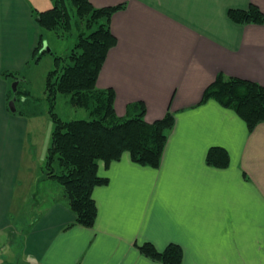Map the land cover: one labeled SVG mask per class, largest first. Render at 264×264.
Segmentation results:
<instances>
[{
    "label": "crops",
    "instance_id": "1",
    "mask_svg": "<svg viewBox=\"0 0 264 264\" xmlns=\"http://www.w3.org/2000/svg\"><path fill=\"white\" fill-rule=\"evenodd\" d=\"M34 1L0 0V264H165L141 252L145 243L179 246L181 264H264V122L250 131L217 100L199 104L220 73L264 85V24L228 14L251 3L264 11V0H90L125 5L112 16L117 43L97 82L115 91L118 116L137 101L149 123L170 109L175 116L158 168L129 153L108 168L101 162L108 183L94 189L92 227L77 223L54 179L39 181L57 194L34 202L22 183L33 118L10 110L3 75L29 81L43 33ZM212 147L228 151L227 167L207 162Z\"/></svg>",
    "mask_w": 264,
    "mask_h": 264
},
{
    "label": "trees",
    "instance_id": "2",
    "mask_svg": "<svg viewBox=\"0 0 264 264\" xmlns=\"http://www.w3.org/2000/svg\"><path fill=\"white\" fill-rule=\"evenodd\" d=\"M54 5L43 11L33 8L38 25L45 30L77 33L72 47L63 55H55V67L47 75L46 96L54 122L52 146L40 180L54 179L65 189V198L77 215V223L92 227L98 207L93 197L97 186L108 183L99 174L101 162L108 168L113 161L129 153L131 159L144 166L158 168L174 127L175 116L171 109L162 119L149 123L145 119L146 105L137 101L128 106V117L121 118L115 110V91L101 89L98 78L109 50L117 43L111 30L112 16L125 7L124 4L95 7L90 0H54ZM230 19L240 24H264V11L251 3L247 8H231ZM76 20V21H74ZM83 24V28H82ZM79 28V29H78ZM78 29V30H77ZM45 36L40 34L32 63H38L48 51L41 52ZM54 54V51H50ZM4 78L11 82L8 100H17L31 94L21 89L23 75L5 71ZM20 80L14 92L12 82ZM70 95V102L90 113L89 119L63 120L55 111L58 96ZM210 99L236 111L253 131L264 122V85L238 77H226L220 73L205 89L199 104ZM25 113L18 109L14 113ZM207 162L217 167H227L230 156L222 147H212ZM146 256L165 264H181L182 251L170 244L159 252L151 243L140 247Z\"/></svg>",
    "mask_w": 264,
    "mask_h": 264
},
{
    "label": "rangeland",
    "instance_id": "3",
    "mask_svg": "<svg viewBox=\"0 0 264 264\" xmlns=\"http://www.w3.org/2000/svg\"><path fill=\"white\" fill-rule=\"evenodd\" d=\"M54 3V0H35L32 2L34 10L38 12L43 11L44 8H50ZM75 30L71 34L63 31L56 33L50 30H42L45 33L44 41L48 42V46L54 51V54L48 52L39 63L31 64L27 74L29 81L26 83L22 82L20 86L22 89L28 87L31 90V94L27 95V98L21 96L16 104L19 110L33 118L30 120V132L33 136L31 141L33 145L29 149V154L26 153L25 155V165H28L29 170L22 179V183L26 185L29 191L31 190L28 197L30 202H34L35 198L42 199L40 196L43 197L44 193L57 194L58 192H46L45 187L40 184L41 175L44 174L46 168L49 149L52 146V134L55 127L50 113V103L46 96V80L50 70H53L55 67L54 56L56 54H65L74 45L77 39ZM14 82H12V85ZM23 83L25 84L23 85ZM55 111L63 120L90 118L89 111L83 107L74 106L70 102V95L67 94H60L58 96ZM55 184H58L61 190L65 191L64 187L58 181ZM47 196H44V198H47Z\"/></svg>",
    "mask_w": 264,
    "mask_h": 264
},
{
    "label": "water",
    "instance_id": "4",
    "mask_svg": "<svg viewBox=\"0 0 264 264\" xmlns=\"http://www.w3.org/2000/svg\"><path fill=\"white\" fill-rule=\"evenodd\" d=\"M43 51H48V52L51 51V48H49V46H48V42H47V41H44V42H43V47H42V49H41V52H43ZM18 84H19V80H16V81L13 83L12 88H13L14 92L17 90V86H18ZM16 99H17V96L14 95V96L10 99V101H9V108H10V110H11L12 112H16V110H17V107H16Z\"/></svg>",
    "mask_w": 264,
    "mask_h": 264
}]
</instances>
